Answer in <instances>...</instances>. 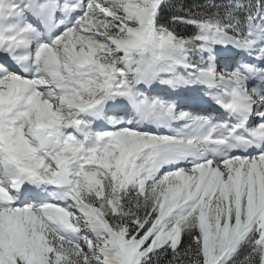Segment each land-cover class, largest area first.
I'll use <instances>...</instances> for the list:
<instances>
[{
    "label": "snow or ice",
    "instance_id": "1",
    "mask_svg": "<svg viewBox=\"0 0 264 264\" xmlns=\"http://www.w3.org/2000/svg\"><path fill=\"white\" fill-rule=\"evenodd\" d=\"M0 264H264V0H0Z\"/></svg>",
    "mask_w": 264,
    "mask_h": 264
},
{
    "label": "trees",
    "instance_id": "2",
    "mask_svg": "<svg viewBox=\"0 0 264 264\" xmlns=\"http://www.w3.org/2000/svg\"><path fill=\"white\" fill-rule=\"evenodd\" d=\"M174 2H183V3H203L204 0H174Z\"/></svg>",
    "mask_w": 264,
    "mask_h": 264
}]
</instances>
